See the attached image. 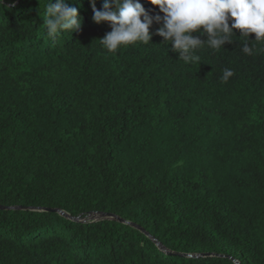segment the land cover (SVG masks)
Here are the masks:
<instances>
[{
  "label": "trees",
  "instance_id": "trees-1",
  "mask_svg": "<svg viewBox=\"0 0 264 264\" xmlns=\"http://www.w3.org/2000/svg\"><path fill=\"white\" fill-rule=\"evenodd\" d=\"M47 3H0V264H264V51L108 52L91 0L55 37Z\"/></svg>",
  "mask_w": 264,
  "mask_h": 264
},
{
  "label": "clouds",
  "instance_id": "clouds-1",
  "mask_svg": "<svg viewBox=\"0 0 264 264\" xmlns=\"http://www.w3.org/2000/svg\"><path fill=\"white\" fill-rule=\"evenodd\" d=\"M91 2L93 21L111 27V31L99 40L108 52H116L123 46L150 43L153 35L150 28L154 23L160 25L155 35L162 37L164 44H171L172 51L178 53V60L185 64L199 62L197 52L205 46L219 51L225 44H233L236 30L241 34L239 38H244L241 47L244 54L264 51V0H148L162 16L149 15L139 0H105L102 11L95 9V0ZM45 14L43 26L49 37L81 30L78 10L67 0H48ZM252 34L254 41L249 40ZM201 36L206 39L202 40ZM254 44L261 47L257 49ZM233 75L231 69H224L222 82L227 83Z\"/></svg>",
  "mask_w": 264,
  "mask_h": 264
},
{
  "label": "rangeland",
  "instance_id": "rangeland-1",
  "mask_svg": "<svg viewBox=\"0 0 264 264\" xmlns=\"http://www.w3.org/2000/svg\"><path fill=\"white\" fill-rule=\"evenodd\" d=\"M106 216L99 213H91L88 215V220H99L105 218Z\"/></svg>",
  "mask_w": 264,
  "mask_h": 264
},
{
  "label": "water",
  "instance_id": "water-1",
  "mask_svg": "<svg viewBox=\"0 0 264 264\" xmlns=\"http://www.w3.org/2000/svg\"><path fill=\"white\" fill-rule=\"evenodd\" d=\"M211 256V255H210Z\"/></svg>",
  "mask_w": 264,
  "mask_h": 264
}]
</instances>
